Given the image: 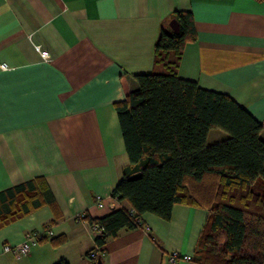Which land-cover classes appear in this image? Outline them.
<instances>
[{
    "label": "crops",
    "instance_id": "1",
    "mask_svg": "<svg viewBox=\"0 0 264 264\" xmlns=\"http://www.w3.org/2000/svg\"><path fill=\"white\" fill-rule=\"evenodd\" d=\"M175 10L192 13L196 35L178 77L229 96L262 124L264 141V0H0V191L41 178L53 197L0 227V264H93L84 216L124 205L110 197L129 166L114 103L135 87L133 75L152 71L160 26ZM226 139L211 129L206 142ZM206 220L205 209L179 204L168 221L145 214L141 227L106 240L102 264L193 257ZM41 230L51 235L26 255L2 251ZM59 236L65 242L52 245Z\"/></svg>",
    "mask_w": 264,
    "mask_h": 264
},
{
    "label": "trees",
    "instance_id": "2",
    "mask_svg": "<svg viewBox=\"0 0 264 264\" xmlns=\"http://www.w3.org/2000/svg\"><path fill=\"white\" fill-rule=\"evenodd\" d=\"M195 38L192 13L173 11L160 26L152 71L133 75L135 87L114 103L129 166L111 196L124 205L84 216L102 230L86 254L93 264L108 238L141 227L145 214L168 221L177 204L207 211L195 264H264L262 124L229 96L178 77L182 50ZM211 129L228 139L207 145ZM52 203L41 178L1 190L0 227ZM50 242L61 245L65 237Z\"/></svg>",
    "mask_w": 264,
    "mask_h": 264
},
{
    "label": "built area",
    "instance_id": "3",
    "mask_svg": "<svg viewBox=\"0 0 264 264\" xmlns=\"http://www.w3.org/2000/svg\"><path fill=\"white\" fill-rule=\"evenodd\" d=\"M110 197L114 200H116V198L112 197L110 195ZM95 205L98 208H102L103 207V203H102V198H100V196H97L95 198ZM91 232L93 233V237L98 236L102 233V230L99 228V226L97 225H91L89 224ZM49 236L51 235V231L50 230H41V231H32L27 233L24 236V239L22 240V242H20L19 244L16 245H3L2 246V251L3 252H11L15 255H26L30 249L35 246L38 242L41 241V239H43V236ZM92 257H94V254H91ZM169 262L171 264L177 262V261H190L191 257L188 255H181L178 252H171L169 254Z\"/></svg>",
    "mask_w": 264,
    "mask_h": 264
},
{
    "label": "water",
    "instance_id": "4",
    "mask_svg": "<svg viewBox=\"0 0 264 264\" xmlns=\"http://www.w3.org/2000/svg\"><path fill=\"white\" fill-rule=\"evenodd\" d=\"M169 27L172 30L176 31L177 30V24H176V22L174 20L170 21L169 22ZM95 264H102L101 256L100 255L97 257V260H96V263Z\"/></svg>",
    "mask_w": 264,
    "mask_h": 264
}]
</instances>
